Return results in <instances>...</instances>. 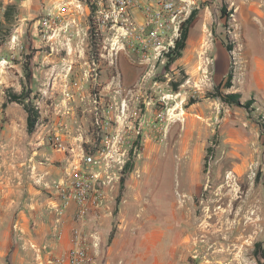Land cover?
I'll return each instance as SVG.
<instances>
[{
    "label": "rangeland",
    "instance_id": "obj_1",
    "mask_svg": "<svg viewBox=\"0 0 264 264\" xmlns=\"http://www.w3.org/2000/svg\"><path fill=\"white\" fill-rule=\"evenodd\" d=\"M175 1L186 7L175 47L147 59L110 28L96 56L91 0H0V264L42 262L49 246L15 227L24 202L58 223L55 186L83 165L84 144L118 131L105 244L156 238L159 264H264V0ZM27 60L33 134L22 103L3 107L7 89L26 93Z\"/></svg>",
    "mask_w": 264,
    "mask_h": 264
},
{
    "label": "built area",
    "instance_id": "obj_2",
    "mask_svg": "<svg viewBox=\"0 0 264 264\" xmlns=\"http://www.w3.org/2000/svg\"><path fill=\"white\" fill-rule=\"evenodd\" d=\"M91 4L95 7L93 22L98 31L115 29L124 40L123 46L137 50L147 59H159L175 47L180 23L185 19L186 7L175 0H91ZM165 120V114L160 113V124ZM98 140L95 149L83 155V165L55 186L58 223L72 207L77 222L85 223L90 215H101L107 188L114 179L113 170L125 162V134L118 131ZM55 141L62 150L64 143L59 133ZM81 228L74 230L68 254L49 259V264H88L89 250Z\"/></svg>",
    "mask_w": 264,
    "mask_h": 264
},
{
    "label": "crops",
    "instance_id": "obj_3",
    "mask_svg": "<svg viewBox=\"0 0 264 264\" xmlns=\"http://www.w3.org/2000/svg\"><path fill=\"white\" fill-rule=\"evenodd\" d=\"M112 199L111 189L107 188L106 199L101 207V215L96 218L90 215L85 223L77 222L74 218L75 207L68 210L65 217L60 223H55L54 211L46 208L45 205L39 202V199L33 202L30 200L24 202L22 210L19 212L18 218L15 222V227L23 232L24 240H33L32 237H27L28 231L32 230L38 232L37 238L40 245L44 244L45 248L49 246L46 253L40 255L42 262L39 264H49V259L54 257H65L70 248L73 246V232L81 226L85 236L86 244L89 250L88 264H159L158 259L153 262L150 258L151 253L155 252L154 248L158 247V239L148 237L140 238L136 248L119 247L127 239L122 237L112 238L105 244V240L99 234L100 230L106 223V218L111 214L110 202ZM34 226L32 228V224ZM56 231L58 236L55 237ZM54 236V237H53ZM22 238V237H20ZM135 240V239H134ZM133 241V240H131ZM28 242V241H27ZM105 244V245H104ZM134 246V244H131ZM20 257L19 254H14V261ZM24 264V263H22Z\"/></svg>",
    "mask_w": 264,
    "mask_h": 264
},
{
    "label": "trees",
    "instance_id": "obj_4",
    "mask_svg": "<svg viewBox=\"0 0 264 264\" xmlns=\"http://www.w3.org/2000/svg\"><path fill=\"white\" fill-rule=\"evenodd\" d=\"M9 14V13H8ZM93 16L90 17V29H89V40L92 50L96 53V56L99 54V48L101 46V34L97 30V27L93 24ZM193 15L189 18V20L186 22V24L183 25L182 35L179 40L176 42V48L173 50V53L169 55L171 61L176 60L177 57L181 56L182 51L186 47V43L189 37V25L191 24L193 20ZM25 67V77L26 82L24 83V88L26 90V93L18 94L13 89H7L5 91L7 96V101L3 104V107L7 106V103L16 102V103H22L24 105V108L27 112V131L29 134H33L40 122V112L37 109V107L31 102H25L26 99H30L31 90L29 88L30 79H31V72L29 69V60L24 62ZM228 98L234 102L238 101L239 95H230ZM249 106V104H247ZM99 141V140H98ZM88 144H84V150L86 153H90L91 151L88 150ZM112 240V237H110L109 242Z\"/></svg>",
    "mask_w": 264,
    "mask_h": 264
}]
</instances>
